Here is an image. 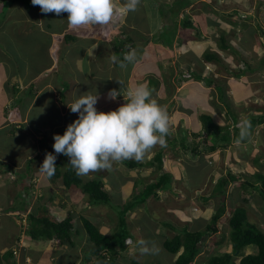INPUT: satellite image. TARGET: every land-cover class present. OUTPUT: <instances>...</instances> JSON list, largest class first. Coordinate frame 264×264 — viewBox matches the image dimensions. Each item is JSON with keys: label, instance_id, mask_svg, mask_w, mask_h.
<instances>
[{"label": "rangeland", "instance_id": "obj_1", "mask_svg": "<svg viewBox=\"0 0 264 264\" xmlns=\"http://www.w3.org/2000/svg\"><path fill=\"white\" fill-rule=\"evenodd\" d=\"M179 1L140 0L137 10L129 12L126 16L117 17L106 27L82 31L73 30L68 26L67 13H61L59 16L55 13H42L40 7L34 6L31 0H0L3 8L0 10V80L6 78L9 85L12 78L22 79L24 89L18 94L10 90L9 95L16 97V100L11 101L14 104L13 108L17 107L23 112L29 108L30 111L28 118L26 117L30 119L28 121L22 118V114V117L15 115V118L20 119L22 123L28 122L30 125L20 124L24 131L18 132V128L12 134L11 130L15 127L0 128L2 130H0V176L3 177L2 180L0 179V247L7 244V250L13 251L14 259L11 257L4 260V253H0V264H10L11 261L16 264H24V262L82 264L84 262L83 258L89 247L83 229L79 236L72 237L74 242L72 248L68 246L61 248L58 243L51 241L31 240L27 235L29 214L49 219L47 209L58 211L59 208L56 207L58 206L66 212L74 211L75 217L81 215L95 224L99 223V226H95L105 234L113 233L118 221V210L113 211L106 203L88 205L91 200L79 187L67 189L61 184V179L60 182L52 181L53 184L48 185V177L41 172V176L38 177L39 182H36L35 171L39 172L38 169L45 159L40 156L41 154L39 155V151H44L46 146L53 143V137L59 134L60 126L65 128L62 122L66 121L67 128L72 123L73 117L78 119V114L72 112L65 117L55 114L54 108L50 106L53 103L52 91L42 90L36 100L31 98L39 90L41 82L47 80L57 82L58 90H63L65 97L70 95L72 101L87 92L98 94L99 99L95 107L98 112L105 113L114 111L127 102L129 87L146 84L152 91V98L166 106L170 116L174 131L167 137L166 147L153 148L146 158L139 162L144 167H137L132 171L137 175L130 176L123 170L126 168L125 162L132 161L125 160L115 163L111 170H100L81 176L83 182L96 180L104 185L109 184V196L118 199L116 206L119 205L120 208L122 204L132 203L130 201L132 198L128 200L129 193L137 191L139 187L141 190L147 184L156 183L163 172H170L173 177L174 185L170 190L159 193V198L149 196L143 205L126 213V222L131 229L130 239H133L128 245L125 244L123 256H120L114 264H129L130 261L127 260L132 258L148 261L149 264H174V260L182 250L174 255L169 254L162 243L178 232L184 233L185 230L204 233L206 225L210 223L221 202H224L225 212L215 225L216 232L203 234L197 245L198 254L193 264H206L211 256L230 253V247L225 248L227 245L230 246L228 219L237 207H246L248 220L264 232V207L257 191L252 192L246 187L244 194V189L237 181H252L257 173L264 175V66L260 65V61L264 60V0H183L182 3ZM124 2L125 0L119 1L120 4ZM188 2L189 6L181 9L185 11L184 13L175 11L178 6L187 5ZM209 8H213L219 15H225V19L221 20L216 17L217 15L213 16L212 11H205ZM185 16H189L194 23H200L201 29L203 27L207 34L201 33L197 38V33L193 34V30V32L186 31L187 29L180 24ZM215 17L220 21L219 30L207 22L215 20ZM155 24H158V27L153 29ZM175 28L179 32L182 31L179 34L185 36L182 47L178 46L180 40H177V32L174 33L171 46L163 44L168 39L172 40ZM71 30L76 31L77 34L75 36L77 42H73V47L65 42L66 37L71 38ZM119 30H123L124 35H119ZM53 31L56 32L54 34L62 33L63 37L54 39ZM155 31L160 33L153 35ZM189 33L197 39L194 43L190 40L186 44L188 40L186 36ZM83 35L86 36L82 37ZM151 35L153 38L149 40ZM220 35L236 53L219 47ZM126 37H130L133 42V45H126V49L136 50V60L128 63L126 68H121L119 66L121 54L118 52L121 48L116 47V43ZM197 40H205V42H197ZM91 41L95 44L92 52L95 51V56L90 62L92 77L86 79L78 68L81 66V61L77 57L81 56V49L86 46L83 42L90 45ZM53 42H56L59 50L53 51L52 57L49 47ZM207 49L219 55V63L208 62L201 57ZM60 51L63 53V59H66L70 66L63 61L64 64L51 67L50 59L54 58L58 61ZM125 53L122 54L123 58ZM147 55H154V59H158L152 66L156 72L149 74L141 72L143 70L141 62ZM112 56H116L117 59L113 61ZM152 60L153 57L147 58V63L154 62ZM245 62L254 71L238 78L233 77L231 72L246 67ZM145 66L147 69L150 68L146 63ZM190 71H199L201 75L211 76L215 83L208 85L205 81L195 78L186 81L185 78L189 76ZM68 77L74 79L76 83L75 86L70 87L69 94H67ZM28 79L30 86L27 85ZM215 85L222 87L221 90L226 98H219ZM113 89L120 92L115 100H111L108 96ZM100 103L105 105L98 106L101 105ZM6 106L9 110L12 109L9 104ZM4 109L5 105L3 111L2 107L0 111L7 118L8 113H4ZM202 114L211 115L215 123L226 128L225 135L228 134L230 137L225 148H217L213 153L206 155L201 164L196 160L197 157L192 158L190 154L195 146L194 143H197L194 142L191 132L200 134L198 136L200 145L196 144L199 150L207 149L204 140L206 141L208 137L202 130L200 121ZM253 119L256 123L250 129V135L239 143L235 141L240 135L241 121ZM11 120L9 126L11 122L16 121ZM47 130L52 139L49 143H46L45 139ZM183 130L187 135L186 141L180 137ZM174 139L175 146H170V141ZM180 139L182 144L187 145L185 150L187 153L182 150ZM156 151H162L163 154L164 163L161 169L149 166ZM47 153L52 151L48 150ZM36 154L29 167L28 159H32ZM192 165H198L199 168L195 169ZM228 175H232L236 181H228L225 196L218 198L214 192L215 186L221 178H227ZM3 181L5 184L2 186ZM40 182L54 189L55 195L51 194L53 201L50 205H43L41 201L39 203L38 199L42 195L35 199V190H41L43 194V186ZM56 188L63 191L62 195L57 194ZM212 193L215 196H211ZM62 196L69 198L67 205L63 203ZM243 197H249V202L243 201ZM53 204L56 206L52 207ZM18 236H24V239L26 237L24 243L27 246L22 248L19 247V242L14 243L13 239ZM139 241L147 242V247L150 249L153 245L157 246L158 253H142ZM44 245L45 249L41 252L33 248L34 246L42 249ZM255 252V246H248L241 255ZM240 257L234 258L235 263L239 262ZM91 258L89 260L91 264H106V261L98 256Z\"/></svg>", "mask_w": 264, "mask_h": 264}, {"label": "trees", "instance_id": "obj_2", "mask_svg": "<svg viewBox=\"0 0 264 264\" xmlns=\"http://www.w3.org/2000/svg\"><path fill=\"white\" fill-rule=\"evenodd\" d=\"M186 5V4H185ZM233 14H237V12H233ZM182 27L186 29H197L195 25H193L192 21L190 20L189 16H185L183 20L181 21ZM122 29V28H121ZM119 35H124L123 30H119ZM263 33V32H262ZM141 36V35H140ZM67 39L69 37H66ZM153 38V37H152ZM130 42V43H129ZM132 40L130 37H126V39L117 41L116 47H120L121 51L118 50V52L121 54L119 56L120 61H123L122 54L125 52H129L128 49H126V45H133ZM165 45L171 46L170 42L167 40ZM219 47L223 50H230L232 52H235V50L227 45L225 42V38L220 35L219 39ZM236 53V52H235ZM202 58H204L208 62H215L219 63L220 58L219 55L212 52L210 49H207L202 53ZM200 61V60H199ZM202 61V59H201ZM118 64V62H117ZM264 66V60L262 59L260 61V65ZM246 67L239 68L237 72H231L232 76L235 78L241 77L243 74L249 72L252 73L254 70L251 68L248 63L245 62ZM202 66V65H201ZM190 69V66H189ZM227 70V69H226ZM189 76L186 79V81H189L191 79H200L201 81H205L206 84L210 85L215 83L214 79L211 76L201 75L199 71H190L188 73ZM215 89L219 92V98L224 99L226 98L225 93L222 91V87L219 85H215ZM222 89V90H221ZM200 121L202 123V130L207 134V140L206 147L199 150L197 145H200V138L198 137L200 134L198 132H191V136L193 137L194 147L191 149L190 156L192 158H196L201 164L204 161V158L206 155L213 153L217 150V148H225L226 142L229 139V135L224 132L226 130L225 127H222L215 123L213 117L209 114H202L200 116ZM251 128L256 123V120H250ZM17 131V129H13V132ZM21 131V129L18 130V132ZM251 131V130H250ZM184 136H180L184 138V140H187V135L185 134V131H182ZM12 133V131H11ZM210 137V139H209ZM234 137V135H233ZM239 138L235 141L240 140ZM170 146H173L175 144V139L173 141H170ZM181 143V139H180ZM202 143V141H201ZM175 146V145H174ZM182 150L187 153L185 150L187 149V145L181 143ZM53 148V146H51ZM56 158V172L51 178H61L62 184L65 188L70 189L71 187H79L81 191L85 194H87L90 198V202L88 205L96 206L100 205L102 203H106L110 206V208L113 209V211L118 210V221L115 226V229L113 230V233L105 234L99 230L97 226H99V223L95 224L92 220H89L86 217H83L79 215L78 217H74L71 215L70 212L66 213V216L61 221H57L52 219L49 216L48 218H39L38 216H35L34 214H29V227L27 229V235L29 236L31 240L35 241H48V242H56L63 248L62 246H68L70 248L74 247V242L72 240L73 236H79L80 232L83 231L86 234V243L88 244L89 250L85 252L84 255V262L82 264H91L90 258L93 256H98L101 260H105L106 264H114L120 256H123V250L125 247V241L129 239L132 241L133 238L130 239V226L126 222V213L130 212L134 208L142 205L145 200L149 196L157 197V190H169L170 186L174 184L173 177L170 172H163L156 182L155 185H152L150 187L147 186L143 187L140 190H137V194L133 195V200L131 201V204H122V207L120 208L119 205L116 206V203H118V199L115 197L109 196V188H107V185H104L100 181L92 180L83 182L80 176H78L75 172V170L69 165L70 161L69 158L62 155V154H56L54 153ZM30 163V161L28 162ZM164 163V158L162 151H156L153 154V157L151 161L149 162V166H155L156 169H161L162 164ZM126 169L124 171L128 172L130 169L134 167H144L142 163H139L135 160L125 162ZM31 164H29L30 167ZM14 166V165H13ZM193 168L198 169V165H192ZM201 166V165H200ZM64 168V173L60 174L62 170L61 168ZM28 169V166H27ZM260 180H259V179ZM253 180L249 181H240L237 180L240 183V186L242 189H244V194L246 193V187H249L252 192H256L258 196L260 197L263 207H264V175L261 173H257L252 178ZM236 181L235 178L232 175H228L227 178H221L220 181L215 186L214 192L215 195L218 196V198L222 197V195L225 196V188L228 185L229 182ZM251 194V193H250ZM213 193L211 196H215ZM223 196V197H224ZM249 196V195H248ZM206 200V198L204 199ZM243 201L249 202V197H243ZM115 203H114V202ZM260 208V207H259ZM225 212V206L224 202H221V205H219V208L217 209L216 213L211 217L210 223L206 225L204 233H214L216 232V223L220 220V218L223 216ZM78 224V225H77ZM80 224V225H79ZM97 225V226H95ZM228 225H229V233L228 238L230 246H225V248L230 247V253H224L222 255L217 256H211L206 264H264V232L261 231L256 224L251 223V221L248 220V209L246 207H237L235 208L231 216L228 219ZM163 226H165L163 224ZM102 227V226H101ZM184 229V228H183ZM201 231L196 232H190L185 230L184 233L178 232L177 235L172 237L171 239H166L162 244L163 248L169 253V254H176L180 249L182 250L181 253L176 257L174 260V264H193L197 254H198V248L197 245L200 243V240L203 236ZM83 237H81L82 239ZM26 242V238H25ZM248 246H255L256 252L253 254H247L242 256L241 252L245 247ZM104 252V253H102ZM11 251L4 252L3 259L6 260V258L10 259L12 256ZM240 257V260L238 263H235L234 258ZM103 257V258H101ZM92 259V258H91ZM1 261V259H0ZM129 264H149L148 261H138L136 258H132ZM126 262V260H125ZM7 264V263H6ZM10 264H16L15 262L11 261ZM24 264H26L24 262Z\"/></svg>", "mask_w": 264, "mask_h": 264}, {"label": "clouds", "instance_id": "obj_3", "mask_svg": "<svg viewBox=\"0 0 264 264\" xmlns=\"http://www.w3.org/2000/svg\"><path fill=\"white\" fill-rule=\"evenodd\" d=\"M31 3L34 6H39L41 12L45 14L55 13L59 16L61 13H67L68 26L73 30H89L104 28L113 23L117 17L126 16L129 12L137 10L140 0H125L123 4H120L119 0H31ZM116 59V56H112L113 61ZM135 60L136 50L131 49L124 54V59L120 61L119 66L126 68L128 63H132ZM117 82L120 83L119 81ZM119 95L120 92L115 89L108 93L111 100H115ZM127 97L128 100L125 104L107 113L97 111L95 105L99 99L98 94L93 95L88 92L79 96L78 99L68 106L72 113L78 114V119L68 125L63 135H54V143L46 146L44 151H39V155L41 154L40 156L45 159L38 169L39 172L35 171L36 182H39L40 172L48 177V185L52 181L54 183L60 182L59 179L61 178H51L56 172L57 157L54 153L68 157L69 165L81 177L100 170H111L115 163H121L125 160L143 161L156 146L166 147L167 137L171 136L174 131L166 106L159 104L157 100L152 98V91L146 84L129 87L127 89ZM239 127L240 140H244L250 135L251 123L248 120H243ZM240 140L237 142L239 143ZM49 142L50 140H47L46 143ZM48 150H51L52 153H47ZM36 156L37 154L32 159H28V162L30 161V164H32ZM137 167L130 169L127 172L128 175L133 176L134 173L132 171ZM126 168H123V170ZM60 170H62L60 172L62 176L64 168L62 167ZM134 175L137 174L135 173ZM155 184L153 182L145 185V187L147 186L148 188ZM40 185H42L41 182ZM42 186L43 194H41V190H35V199L42 195L39 198L42 200V204L50 205L53 201L51 194L52 196L55 195L54 189L50 186ZM132 187L135 189L134 186ZM49 188L52 189V192H49V197L45 198L44 189ZM108 188L110 187L108 186ZM129 188L132 190L131 187ZM166 191L158 189L157 197L159 198V193ZM56 192L62 195L63 191L60 188H56ZM129 194L128 200L133 198L137 191L134 190ZM62 197L63 203L67 205L69 198L66 196ZM72 199L74 200V198ZM54 206L56 205L53 204L52 207ZM56 207L63 213L62 219H64L67 213L66 210ZM47 210L48 216L52 219L62 220L54 217L53 213L55 211H50V208ZM70 213L74 216V211ZM129 243L131 241H125L126 245ZM138 244L142 253L156 254L159 251V248L155 245L151 249L147 247V242L145 241H139Z\"/></svg>", "mask_w": 264, "mask_h": 264}, {"label": "crops", "instance_id": "obj_4", "mask_svg": "<svg viewBox=\"0 0 264 264\" xmlns=\"http://www.w3.org/2000/svg\"><path fill=\"white\" fill-rule=\"evenodd\" d=\"M120 1V0H119ZM183 2V0L181 1H179V3H182ZM1 3V2H0ZM178 3V4H179ZM187 6H189V2H188V4L187 5H183V6H178L177 7V9H175V11L177 12V13H184L185 11L184 10H181V9H183V8H185V7H187ZM1 9H3L2 8V6L0 5V10ZM205 11H212V14H213V16H216L217 18H220L221 20H222V18L223 19H225L224 18V16L225 15H223V14H221V15H219L218 14V12H216L213 8L211 9V8H209V9H205ZM176 13V14H177ZM215 17V20L213 19V21H207L208 22V24H211L213 27L214 26H216V28L219 30V28H220V21H217V18ZM183 20V19H182ZM192 23H193V25H195V27L197 28V29H183V30H186V31H188V30H191V32H193L194 31V33L193 34H195V33H197V38L201 35V33H203V34H207V32L204 30V28L202 27V29H201V24L200 23H198V22H196V23H194L193 21H192ZM180 24H181V22H180ZM156 27H158V24H155L154 25V28L153 29H155ZM211 28V27H210ZM160 30H161V28H160ZM193 30V31H192ZM220 30H222V29H220ZM72 32H71V38H68L67 39V41H65L66 43H70V46L71 47H73V45H74V43L75 42H77V38L75 37L77 34H76V31H74L73 32V30H71ZM83 31V30H82ZM156 32V31H155ZM175 32H177L178 33V39L177 40H180L179 41V44H178V46H180V47H182L183 45H184V41H185V36L183 35V34H179V33H181V32H179L178 30H177V28H175V30L173 31V36H172V40H170V39H168V41L171 43L172 41H173V38H174V33ZM53 33V38L54 39H57L58 37H60V36H62L63 37V35H62V33H60V34H54V33H56V32H52ZM158 33H160V31H157L156 33H154L153 35H155V34H158ZM75 34V35H74ZM73 35V36H72ZM86 35H83L82 37H85ZM61 37V38H62ZM141 36H139V38H140ZM152 35H151V38L149 39V40H152ZM187 39L188 40H186V44L188 43V41H190V40H193L192 41V43H194L195 42V40L197 39V38H193L192 37V35H191V33H189L187 36ZM81 40H83V39H81ZM91 40V39H90ZM205 42V40H197V42ZM74 42V43H73ZM160 42H162V41H160ZM72 43V44H71ZM150 43H151V41H150ZM190 43V42H189ZM49 44H50V42H49ZM83 44H86V46L85 47H82L83 49H81V51H82V54H81V56L79 57H77V59L79 60V61H81V66H78V68H79V70L83 73V76L86 78V79H88L89 77H92V74H90L91 73V70H90V62H91V60H93V58H94V56H95V51H94V53H92L93 52V50H94V46L93 45H95L94 44V42H89V44L90 45H87V43L86 42H83ZM162 44V43H161ZM164 45H165V43H163ZM90 46V47H89ZM59 50V48H58V45L56 44V42H53L51 45H50V47H49V51H52V57H53V55H54V52L53 51H58ZM61 51H62V49H61ZM59 52V60L57 61V60H54V58H51L50 60H51V63L49 64L51 67L52 66H58V65H61V64H64V62H66V65H68V66H70V64L68 63V61L66 60V59H63V53L62 52ZM51 55V54H50ZM149 57H153V60L152 61H154V62H148L147 63V58H149ZM54 60V61H53ZM140 61L142 60V58H140L139 59ZM146 60V61H145ZM192 60V59H191ZM64 61V62H63ZM145 61V62H144ZM155 61H158V59L157 58H155L154 59V55H150V56H145L144 57V60H142V62L141 63H143V70L141 71V72H143V73H145V74H149V73H153V72H156V71H154V68H152V66H154L155 65ZM191 62H193V61H191ZM145 63L146 64H148V66H150V68L149 69H147L146 67L147 66H145ZM200 63V62H199ZM160 64H161V62H160ZM189 65H191L190 63H188ZM29 65V64H28ZM44 65H46V64H44ZM157 65V64H156ZM37 66H39V63H37ZM157 71H159L158 69H157ZM34 78H36V77H34ZM68 80H69V83H68V85H69V87L67 88L68 90H67V94H69V89H70V87H73V86H75L76 85V83L74 82V79H71V78H69L68 77ZM7 79L6 78H3V79H1L0 80V100L2 101H0L1 103H0V108L2 107V111H3V107H4V105H5V109H4V113H8V116H7V118H5L4 117V114L2 115V111H0V128H3L2 126H4V127H6V126H8L7 128H9V127H11V128H13V127H15V128H13V129H21V131L23 130L22 129V127H20L19 125L20 124H23V125H25V126H30L29 124H28V122H27V124L26 123H22V121H20V119H18V118H15V115H16V117H22V118H24V119H27L28 118V113L30 112L29 111V108H27V111H21V110H19L17 107L16 108H13V106H14V104L13 103H11V101L12 100H16V97H11L10 95H9V91L11 90L12 92H14V93H19V91H21V90H23L24 89V87H25V85H24V83H23V81H22V79H19V77L17 78V80H14L13 78L11 79V83L9 84V85H7ZM41 86H40V88H39V90H37L34 94H33V96L31 97V98H33V100H36V97H38L39 95H40V93L42 92V90H48V91H52V99H53V103L50 105V106H52L53 108H54V110H55V114L56 115H64V117L66 116V115H68L70 112H71V110H70V108L68 107V106H70L74 101H72V98L70 97V95L69 96H67V97H65V94H64V91L63 90H58V88L57 87H59V84L57 83V82H54V81H51V80H47V81H43V82H41ZM27 85L28 86H30V79H28L27 80ZM11 86H14L15 88H10ZM21 87H22V89H21ZM14 98V99H13ZM63 103H64V105H63ZM7 104H9L10 105V107L12 108V109H8V106H6ZM101 105H98V106H103V105H105V103H100ZM16 110V111H15ZM21 114H22V116H21ZM77 114V113H76ZM27 117V118H26ZM11 119H15L16 121H14V122H11V126H9V121H12ZM8 120V121H7ZM28 120H30V119H27V121ZM76 120V118L74 119V117L71 119V122L73 123L74 121ZM24 122H26V121H24ZM62 124H64V127L65 128H63V126H60V129H59V134L60 133H64L65 131H66V121H64V122H62ZM53 127H57V126H53ZM52 127V128H53ZM51 129V128H50ZM49 129V130H50ZM1 130V129H0ZM49 130H47V137L45 138L46 139V142H47V140H50V141H52V139H51V135H50V133L48 132ZM2 131V130H1ZM12 131V134L14 133V132H16V131H14L13 132V130H11ZM24 131V130H23ZM58 134V135H59ZM55 141H53V143H54ZM2 178L3 177H1L0 176V179L2 180ZM5 183H4V181H3V183H2V186L4 185ZM107 186H109L108 184H106ZM108 188V187H107ZM49 192L51 193L52 192V189L51 188H49V189H44V197L45 198H48L49 197ZM39 201V203H40V201L42 202V200H38ZM53 215H54V217H57V219H62L63 218V213L62 212H60V209L58 210V211H55L54 213H53ZM26 238V237H25ZM24 236H18V237H16V238H14L13 239V241H14V243H17L18 244V242H19V247H24V246H27L25 243H24ZM39 242H42V241H39ZM22 244V245H21ZM33 248L35 249V250H38L39 252H41V251H43V249H45V245L42 247V249H37V248H35L34 246H33ZM13 249H16L17 250V248H13ZM6 251H11V249L10 250H7V244H3L1 247H0V253H4V252H6ZM11 252H13V251H11ZM45 253V252H44ZM14 254H15V252H14ZM46 254H48V253H46ZM247 253H245L244 255H246ZM28 258H29V256H27ZM12 259H13V257H12ZM14 260V259H13ZM30 261V260H29ZM52 261V260H51ZM194 262H195V260H194ZM193 262V263H194ZM36 264H43L42 262H37Z\"/></svg>", "mask_w": 264, "mask_h": 264}]
</instances>
